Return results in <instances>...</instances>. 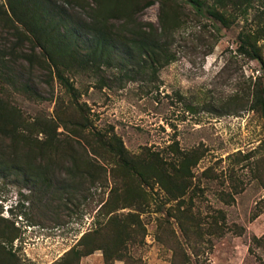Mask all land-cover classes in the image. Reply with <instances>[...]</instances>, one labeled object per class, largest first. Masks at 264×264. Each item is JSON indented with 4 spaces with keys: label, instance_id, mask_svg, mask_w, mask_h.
Instances as JSON below:
<instances>
[{
    "label": "rangeland",
    "instance_id": "374dc122",
    "mask_svg": "<svg viewBox=\"0 0 264 264\" xmlns=\"http://www.w3.org/2000/svg\"><path fill=\"white\" fill-rule=\"evenodd\" d=\"M24 1L40 22L47 14L53 63L35 47L34 68H20L22 77L49 86L39 83L43 98L29 97L3 74L11 66L1 59L10 57L0 50V97L19 119L16 133L0 132V264H9L8 253L17 264H106L100 247L119 255L110 264H264V115L251 108L262 71L239 47L250 34L264 58V0H225L228 26L188 0L141 10L146 0H43L41 10ZM53 3L69 23L102 21L112 46L100 56L84 34L76 46L71 29L50 20ZM10 9L0 0L7 32ZM16 24L0 46L28 35ZM151 27L167 36L160 61L127 55L122 40ZM44 122L59 124L54 140ZM112 135L131 156V175L98 141ZM72 160L92 165V182L67 180ZM122 198H131L127 207ZM118 221L129 224L126 233ZM88 246L71 263L70 251Z\"/></svg>",
    "mask_w": 264,
    "mask_h": 264
},
{
    "label": "trees",
    "instance_id": "16d2710c",
    "mask_svg": "<svg viewBox=\"0 0 264 264\" xmlns=\"http://www.w3.org/2000/svg\"><path fill=\"white\" fill-rule=\"evenodd\" d=\"M35 1L39 2L37 4V8L39 10L43 9L44 7L43 0H39V1L35 0ZM154 1L155 0H146L138 10L151 6L154 3ZM214 1L216 2V4L212 5L209 4L207 0H188V2L196 9L197 13L202 14L205 11L210 17L219 21L222 25L228 26L229 22L227 21V19H225V16L223 14L224 9L226 8V1L225 0H214ZM232 1L233 0H230V2ZM10 2H11V9L9 11L10 15L4 13V18L2 17L4 23L6 21L9 22V24L5 23L8 29L4 27L6 30H8V32L4 31L3 29L2 30L0 29V35H4L6 39L7 36L9 35L13 37L15 33L12 34L9 33L10 31L9 28H14L15 30H17L18 25L16 24V22L20 25L21 24L24 25V30L25 32L28 33V35H26L25 38L22 39H19V37H17L18 41L11 42L10 45L8 43H5V45L0 46V50L4 49L6 54L9 55L10 57V60L6 61L7 58L6 56H4L1 59V62L4 64L5 67H6L5 63L9 62L11 66V70L16 72V74L13 73L10 75L8 74V71L11 70H6L3 71V74L4 73L7 74V78H8L7 80H9L8 82L11 85H13L19 91V93H21V95H26L35 98H43L44 95L40 91V86L42 87L43 86L42 84H46L49 86L48 81L39 80V82H35V80L32 79L31 77L23 78L22 76H24L25 71H22L21 69L24 67H28L31 69L34 68V60L32 59V54L35 47L41 49L47 55L49 61H51L50 63H53V58L50 53V48L53 46V44L51 40L46 39L47 33L45 31L47 26H49L50 24L47 18V14H43L44 20L43 22H40L39 19L40 16L38 14V10L30 11L32 8L30 9L29 7L30 5H28V2H25L24 0H10ZM50 14H51L50 20L52 21L56 20L57 25L59 27L64 26L65 31L71 29V32L68 35V37L76 41L79 40L77 42L75 41L76 46L77 43L79 46V42L81 41L80 39L82 38L83 34L90 38L89 41L91 43V52H98L100 53V56L104 55L105 47L110 45L112 46V44H110L111 37L108 35V33L105 32L104 27L102 26V21L100 23L99 22L96 23V22H89L87 20H84L77 22L72 21L69 23L70 16L68 14V11L66 9H61V7H59L54 3L52 4V9L50 10ZM115 18L122 20V15L121 16L115 15ZM97 27L100 31H102L101 33H98L96 31ZM17 34H21V32L17 31ZM163 37L166 38L167 36H163L161 32L157 31L154 27H151L148 30L139 29V31H137L134 35H132V37L128 39L126 37L122 41H124L126 44V46L124 47L125 49H127L128 46L127 55L132 56L133 58H138V57L141 58L144 56L147 57L148 59L150 58L151 62H159L160 58L163 56V51H166L165 48L167 45L165 39L161 40ZM115 40H117L118 43L119 41H121L119 39H114V41ZM239 40H240L239 43L240 50L244 54H246L250 59H256L260 64L262 75L261 77L257 78V80L254 82L253 105H251V108L259 109L264 115V88H263L264 58L260 53L259 46L257 45L255 39L250 34H246V33L241 34V36H239ZM62 41L63 44L68 45L67 43L68 41L65 38H63ZM75 49L77 48H72L71 51ZM157 53H159L158 54L159 57L155 59L154 57L156 56ZM82 61H84V63L87 62L86 59H82ZM38 68L39 70L44 71L42 73L44 78L48 77V79L49 78L51 79L53 72L49 65L45 66L40 63L38 64ZM54 70L57 75V78L61 80L64 84V78L62 75H60V72L56 67V65L54 66ZM13 113L16 116H18V113L14 112L13 109H11L10 105H8V103H6L4 99L0 97V132L1 133L2 132H4V134L6 133L7 130L6 127L7 128L10 127L14 133L17 132L19 125L16 122L19 119L15 121L9 118V114H13ZM7 117L9 118L8 119L9 121H6ZM38 125H40V127L42 128V132L44 134L46 135L49 134L50 136L49 141H51L52 139L54 140V135H56L57 133L56 128H58L59 124L44 122V123H38ZM61 126L63 129L68 128L65 124ZM98 141L101 144L105 145V147L106 146L108 147L107 151L110 152L112 157L116 158V162L118 166H121L123 168L121 169L122 172L125 175H131L130 172V170L132 169L131 156L126 153V150L120 139L112 135L111 137H109L107 142L102 141L101 138H99ZM71 166H73L70 167L72 171L70 170L67 172L68 177L66 178H68L67 179L68 181H72L74 183L76 182L84 183L86 182V180L87 181L89 180V182H92L94 174L92 173V170L89 169L92 165L91 166L86 165V168H84L81 165H78L77 161L72 160ZM98 168L102 169L101 166ZM130 200L131 198H129V201ZM129 201H127L126 198H122L121 202L123 203L121 204H124L122 205V207H127L128 206L127 202ZM113 219L114 218H111L109 221L112 222ZM128 227H129L128 223H121L120 221L116 222V225H114V228H116V230L120 234L126 233ZM100 248L103 249V252L105 254L106 264H110V261L112 259L118 258L119 256L117 254L115 255V257H112L108 253L107 248H103V247ZM93 249H94L93 247H89V246L84 248L83 251L78 248L72 249L69 253L72 256L71 263H73L75 259L79 258L80 256L91 253ZM8 254L11 259L9 261V264H17L15 262V259L11 258L13 257V255H11L10 253ZM61 264H64V262Z\"/></svg>",
    "mask_w": 264,
    "mask_h": 264
}]
</instances>
